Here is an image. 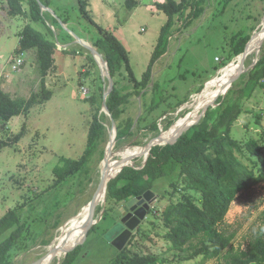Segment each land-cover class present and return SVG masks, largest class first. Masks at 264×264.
<instances>
[{
    "label": "rangeland",
    "instance_id": "obj_1",
    "mask_svg": "<svg viewBox=\"0 0 264 264\" xmlns=\"http://www.w3.org/2000/svg\"><path fill=\"white\" fill-rule=\"evenodd\" d=\"M43 2L49 6L42 8L48 19L45 24L32 23V26L47 35L50 27L53 31L52 38L57 44L54 55L56 69L45 78V86L52 92V96L45 104L35 106L28 116L14 117L7 123L6 128L0 129V145L7 143V146H0V219L8 210L29 199H35L37 194H46L54 183L53 169L59 164L60 158L77 160L83 155L95 111V106L88 101L91 96L90 87L94 86L99 77L105 91L110 87L104 56L93 46L101 32H112L125 46L138 80L146 71L161 34H167L166 31L162 32V28L168 22V16L158 9V4L164 3L165 0H135L137 6L133 10H128L127 0ZM201 7L203 14L191 25L185 26L191 8L176 18L175 26L169 31L171 38L168 52L154 67V77L163 82L166 94L172 95L169 104L176 105L178 100H184L185 96L199 85H202L203 89L213 86L222 76L233 72L224 74L226 69H240L242 66L243 73L231 77L230 79H233L228 84L238 89L242 79L246 80L251 65L264 51L263 47L262 53L260 49L257 54L248 55L243 63L241 58H238L234 64H230L235 58L231 62L228 58L231 38L235 33L242 31L244 35H253L255 31H259L257 35L263 34L264 0H204ZM8 8L7 0H0V89L13 98H30L32 94L42 91L38 58L34 50L23 55L15 52L21 39L20 33L29 21L23 15L11 17ZM23 9L28 11L25 3ZM52 17L58 20L56 26L52 23ZM65 20L67 24L63 22ZM68 35L71 38H68ZM82 42L93 47L98 53L94 55L97 59L96 67L88 60V55L92 54ZM15 65L19 66L18 70H14ZM230 79L223 84L217 83L214 89H209L211 93L202 98L204 101L200 100L202 94H192L186 104L159 119L158 132L138 130L137 121L145 108L141 98H131L123 120L131 119L134 122L135 137L122 143L114 141L112 121L105 113L107 133L91 161L92 183H88L86 178L80 183L75 181L66 201L56 209L49 207V210L45 211L43 216L47 217L48 225L39 229L33 225L36 230L28 241L29 248L15 255L13 264H46L53 249L62 245L58 259L55 258L51 263L60 264L69 248L63 246L65 240H72L73 245L81 233V237L85 235L84 227L88 218L83 226L76 221L80 213L90 207L93 201L101 180L102 162L106 154H112L109 162L111 173L126 161L127 165L135 163L136 166H143L149 150H140L138 146L145 148L155 139H161L163 132L167 135L170 130L173 132L177 129L180 131H177L175 136L180 134L186 126L193 123L194 115L197 116L202 107L212 102L221 87ZM150 101L151 96H148L145 102ZM202 102L204 104L198 108ZM168 106L164 104L160 113L168 109ZM244 108L248 112L235 124L233 137L244 141L263 138L264 142V91H257L251 100L245 101ZM256 114H261L260 123L257 122ZM171 120L175 121L168 126ZM23 126L25 131L21 140L14 142V136L21 132ZM134 154H139V158L128 161ZM46 199H49L47 205L50 203L52 206V199ZM102 203L97 207L94 216L95 220L99 221L98 225L84 239L83 253L77 264H110L119 256L120 251L105 239L104 232L107 230V233L120 222V215L114 212L103 219L105 204ZM167 203V199L157 202L154 207L156 210L152 209L147 219L141 223L137 238L127 243L125 256L159 253L166 247L163 239L166 230L160 224L159 217ZM57 219L59 226L55 228L53 224ZM226 223L239 228L233 242L234 247L245 248L249 234L264 224V184L240 194L231 205ZM136 233L137 231L134 232ZM45 241L50 244H44ZM212 263L214 261L208 264Z\"/></svg>",
    "mask_w": 264,
    "mask_h": 264
},
{
    "label": "trees",
    "instance_id": "obj_2",
    "mask_svg": "<svg viewBox=\"0 0 264 264\" xmlns=\"http://www.w3.org/2000/svg\"><path fill=\"white\" fill-rule=\"evenodd\" d=\"M7 2L11 17L23 15L28 18L29 23L20 33L21 39L15 52L20 55L31 50L36 52L42 91L32 94L30 98H13L0 89L1 130L14 117L28 116L35 106L50 101L52 92L46 88L45 78L56 69L54 55L57 48L50 27L47 35L32 26V23L45 24L48 19L40 6L42 2L45 7H49L43 0ZM202 2L204 0H165L158 4V9L168 16V22L162 28V32L166 31L167 34H161L140 80L134 75L127 49L112 32H101L94 42L93 46L104 56L114 83L106 105L117 124L118 143L135 137L134 122L131 119L123 120L131 98H141L145 108L137 121L138 130L158 132L159 119L186 104L192 94H199L203 90V86L199 85L184 100H178L176 105L169 104L172 95H167L163 82L154 77L156 63L168 52L171 38L169 31L175 26L176 18L191 8L185 26L191 25L204 12ZM23 3L27 5L28 11L23 9ZM136 6L135 0H127L128 10ZM51 20L56 26L58 20L53 17ZM63 22L67 24V20ZM68 38L71 37L68 35ZM250 40L251 35H244L242 31L232 36L228 50L230 62L245 51ZM88 60L94 67L97 66L92 55H88ZM232 79L221 87L212 102L201 108L195 121L197 124L182 135L175 136L169 145L153 147L144 167L127 166L108 183L103 219L114 212L119 213L121 218L119 208L147 191L155 193L157 202L168 200L159 217L160 224L166 230L163 234L166 247L159 253H137L127 257L124 255L126 245L119 252L117 260L110 264H208L211 261H214L212 264H264V224L249 234L246 247L242 249L233 245L239 228L226 223L231 205L240 194L264 184L263 138L244 141L233 137L235 124L248 112L244 102L251 100L257 91H264V51L255 67L249 70L246 80L242 79L238 89L228 85ZM90 92L88 101L95 106V111L83 155L77 160L60 158L59 164L53 169L54 183L46 194H37L35 199L25 201L1 217L0 264H13V257L29 248L28 241L36 230L33 225L37 229L48 225L47 217L43 214L49 207L56 209L66 201L75 181L80 183L86 178L88 183H92L91 161L107 133L106 115L102 112L105 89L101 77L90 87ZM148 96H151V101L146 103ZM164 104L169 105L168 109L160 113ZM255 117L260 123L261 114ZM174 121H169L168 126ZM24 131L25 126L14 136L13 141L19 142ZM139 154H134L133 158H139ZM46 198L52 199V206L50 203L47 205L49 199ZM97 225L93 226L91 232ZM58 226L59 219L53 224L55 228ZM136 231L128 242L137 238L140 227ZM44 244L50 242L45 241ZM82 246L72 250V247L68 248L61 264H77L83 253Z\"/></svg>",
    "mask_w": 264,
    "mask_h": 264
},
{
    "label": "water",
    "instance_id": "obj_3",
    "mask_svg": "<svg viewBox=\"0 0 264 264\" xmlns=\"http://www.w3.org/2000/svg\"><path fill=\"white\" fill-rule=\"evenodd\" d=\"M40 6H41V8H45V6L42 5V4H40ZM258 33H259V31H255V34L251 35V40L247 44L245 51L241 55L237 56L234 59V61H232V63H230V64H234V62L238 58H241L240 59V60H242L241 63H243V61L249 55V52H250V50H251V48L253 46V40H254L255 36ZM82 45H85L89 49V51L91 52L93 58L95 59V61H97L96 57L94 56V55H98L96 50L93 47H91V46H87V44L84 43V42H82ZM258 61H259V59L251 65L250 70H252L255 67V65L258 63ZM240 69L241 70L238 73V75L243 73L242 72V69H243L242 66H241ZM107 76L110 79V85H109L110 87H109L108 90L105 91V94H104L103 112L108 114L110 119H111V121H112V128L115 131L114 134H115V141H116V136H117L116 122L114 121V119L109 114V111H108L107 105H106V100H107L108 96L110 95L111 91L113 90V85H114L113 79L111 78L108 69H107ZM231 87L232 86H230V88ZM204 91H205V89H203V91L200 92L199 94L203 93ZM195 124H197V122L194 123V124H191L189 126H186L184 128V130L178 136H180L183 133L187 132ZM171 142H172V140L167 141L165 144L164 143H158L157 139H155L154 141L150 142L149 145H147L145 148H141L139 146H138V148H140V150L141 149L142 150H145V149L149 150L148 151V156H149L150 150L153 147L169 145ZM148 156L145 159V163H144L143 167L145 166V164L147 162ZM132 158L133 157L129 158L128 161L132 162ZM110 159H111V155L110 154H106V156H105V158H104V160L102 162V163H105L106 177H102L101 176V180H100V183L98 185L97 191H96L94 197L92 198V200H93V205L92 206L93 207H92V210L90 211V213L88 215V219H87L86 225L84 227L85 235L80 240L75 242L74 246H72V248H70L71 250L76 248L79 245H82L84 239L89 234V232L91 231L93 226L98 224L99 221H96L94 216H95L96 209L100 205V203L103 202L102 204H105V202H106L108 183L116 175H118L123 170V168H125L127 166L134 167V164H135L134 163L132 165H127V164H125L127 162L126 161L123 164V166L120 167V169L117 168L112 173H109L110 172V170H109V168H110L109 167ZM138 169H140V168H138ZM156 204H157V198H156V195H155V193L153 191H147L144 195L139 196L137 198H134V199L130 200L129 202H127L126 205H124L123 207H120L122 219L120 220V222H118L114 227H112L105 234V239L108 240V242L111 245H113L114 247H116L119 251H122L124 249V247L127 245V243L130 240V238L133 236L134 232L140 227L141 223L147 219V216L149 215L150 211L156 206ZM61 246L62 245H59L58 247H55V249H53V251H52V253L50 255L51 256L50 264L52 263V261L56 257V255L59 253L60 249L62 248Z\"/></svg>",
    "mask_w": 264,
    "mask_h": 264
},
{
    "label": "bare ground",
    "instance_id": "obj_4",
    "mask_svg": "<svg viewBox=\"0 0 264 264\" xmlns=\"http://www.w3.org/2000/svg\"><path fill=\"white\" fill-rule=\"evenodd\" d=\"M264 40V32H263V34H260V35H256L255 36V38H254V40H253V46H252V48H251V50H250V52H249V55H251V56H253V55H255V54H257L258 53V51L257 50H260L261 49V46H262V44H263V41ZM233 66H235V65H233ZM228 71H233L232 73H230V74H228V75H224L226 72H228ZM238 71H240V69H239V67H237L236 69H234V70H232V69H230V68H228V69H226V71L224 72V76L225 77H221L220 79H218V81H213V82H215L214 83V85L212 86V85H210L209 87H207L206 89H205V91L203 92V93H201L202 94V97H200V100L201 101H204L205 99H203L202 100V98L204 97V98H206V97H208V95L211 93V90H209V89H214V88H216V85H217V83H219V84H223L225 81H227V80H229L231 77H233V76H235V75H237L239 72ZM229 73V72H228ZM212 82V83H213ZM210 84V83H209ZM220 86V85H219ZM209 91V92H208ZM214 93H215V91H214ZM213 93V94H214ZM211 97V96H210ZM212 97H213V95H212ZM199 100V99H198ZM196 102V101H195ZM197 103H198V101H197ZM197 103H195V105H197ZM204 104V102H202L199 106H198V108H201L202 107V105ZM190 106V105H189ZM196 118H197V116L196 115H194V117H193V123L192 124H194L195 123V121H196ZM179 125H182L181 123H179ZM181 127V126H180ZM178 130L177 129H175L173 132L170 130V133L168 134V133H166L167 135H169V136H167V135H165V132H163V137L161 138V139H157V141H158V143H166L167 141H170V140H172L174 137H175V134H176V132H177ZM180 131V130H179ZM178 131V132H179ZM110 153V152H109ZM108 153V154H109ZM112 155V154H111ZM119 169V168H118ZM102 171V177H106V170H105V163H103V169L101 170ZM111 173V172H110ZM102 203V202H101ZM93 205V201L91 202V204H90V207L88 208H85L81 213H80V215L78 216V220L76 221V222H80V225L81 226H83V223L85 222V220L88 218V215H89V213H90V211L92 210V206ZM81 220V221H80ZM78 223H77V225H78ZM80 236V235H79ZM81 236H82V233H81ZM80 236V238L78 239V240H80L82 237ZM78 237V236H77ZM77 240V241H78ZM73 242H72V240H65V242L63 243V246L65 247V248H67V246L70 248V247H72V246H74V244L73 245H71ZM58 254L56 255V259H58ZM63 256V255H62ZM54 258V259H55ZM53 259V260H54ZM55 259V260H56ZM50 260H51V256L49 257V259L46 261V264H50ZM54 260V261H55ZM42 264H43V262H42Z\"/></svg>",
    "mask_w": 264,
    "mask_h": 264
},
{
    "label": "built area",
    "instance_id": "obj_5",
    "mask_svg": "<svg viewBox=\"0 0 264 264\" xmlns=\"http://www.w3.org/2000/svg\"><path fill=\"white\" fill-rule=\"evenodd\" d=\"M13 68L14 70H18L19 66L15 65Z\"/></svg>",
    "mask_w": 264,
    "mask_h": 264
},
{
    "label": "flooded vegetation",
    "instance_id": "obj_6",
    "mask_svg": "<svg viewBox=\"0 0 264 264\" xmlns=\"http://www.w3.org/2000/svg\"><path fill=\"white\" fill-rule=\"evenodd\" d=\"M122 219V217L120 218V220Z\"/></svg>",
    "mask_w": 264,
    "mask_h": 264
},
{
    "label": "crops",
    "instance_id": "obj_7",
    "mask_svg": "<svg viewBox=\"0 0 264 264\" xmlns=\"http://www.w3.org/2000/svg\"><path fill=\"white\" fill-rule=\"evenodd\" d=\"M138 5H139V4H138ZM135 8H136V7H135ZM135 8H134V9H135Z\"/></svg>",
    "mask_w": 264,
    "mask_h": 264
}]
</instances>
